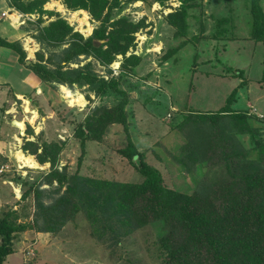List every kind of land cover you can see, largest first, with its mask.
<instances>
[{
	"label": "rangeland",
	"instance_id": "1",
	"mask_svg": "<svg viewBox=\"0 0 264 264\" xmlns=\"http://www.w3.org/2000/svg\"><path fill=\"white\" fill-rule=\"evenodd\" d=\"M6 1L12 8L9 12L11 25H21L26 31V38L20 43L30 61H36L37 52L43 51L47 57L51 51L36 37L41 26L61 18L89 37L100 25L85 10L92 30L90 34L86 33V26L81 21L84 14L68 8L64 0H47L44 9L52 15L23 14L11 6L10 0ZM53 2L61 8L49 7ZM182 2L146 0L129 3L121 0L120 7L112 11L113 20L127 18L133 23L145 22V26L135 33V47L129 52L141 56L142 62L135 75L124 74L120 81V88L129 96L127 130L119 124L111 125L103 141H87L85 151L82 150L76 135L78 125L96 108L112 107L119 99L116 95L96 97L86 86L45 84L41 81L40 92L44 97L40 100L33 96L19 100L6 98L7 101L2 103L5 113H0V135L4 140L0 144V217L8 211H15L19 222H31L35 213L33 194L26 199L22 196L39 184L45 190L43 200L46 204L59 196L53 191L58 187L57 183L49 186L44 182L50 164H39L34 155L23 150L26 141H37L39 136L48 143L56 142L62 146L59 169L66 166L70 174L138 183L142 181L141 175L121 154L129 137L145 155L146 162L161 172L167 187L187 194H193L201 180L208 178L216 184L215 181L222 180L224 175V165L217 159L206 166H197L194 172H188L176 161L175 157L182 158V148L187 144L185 136L194 139L196 129L205 130L203 122L198 120L194 124L190 116L222 110L232 92L246 86L247 90L245 87L239 90L235 100L238 101L231 109L247 111L252 118L251 124L261 128V139H264V115L252 106L249 110L243 109L249 90L253 97L255 92H260V85H264V45L249 37L252 30L250 0H187L190 6L188 33L177 38L167 16L180 10ZM261 6L264 11V0H261ZM15 15L17 20H14ZM39 18L43 22L39 23ZM221 18L229 21L219 24ZM27 48H31V56ZM80 60V65L92 60L96 72L105 79L118 78L122 74V56H118L108 68L92 58L86 60L83 56ZM108 69L112 70L111 74ZM238 72L243 73L234 75ZM63 87L75 98L82 96L84 102L71 103ZM26 108L31 111L26 113ZM187 116L189 120L185 121ZM17 121L25 124L24 130L20 129ZM30 128L33 135L29 133ZM236 139L240 142L239 147L251 150L255 145L248 134L238 135ZM18 151L32 156L38 166L29 167L17 161L15 154ZM253 155L256 157L255 150ZM164 235V224L155 222L122 237L117 245L108 235L102 239L95 237L85 214L79 213L57 234L36 230L17 234L15 253L5 263L165 264V251L160 242Z\"/></svg>",
	"mask_w": 264,
	"mask_h": 264
},
{
	"label": "trees",
	"instance_id": "2",
	"mask_svg": "<svg viewBox=\"0 0 264 264\" xmlns=\"http://www.w3.org/2000/svg\"><path fill=\"white\" fill-rule=\"evenodd\" d=\"M137 1L146 0H126ZM46 2L10 0L11 6L23 14L52 15L44 9ZM64 3L70 9L88 11L100 22L91 36L85 37L66 20L58 18L41 26L36 36L43 46L51 48L47 57L40 51L36 61H30L20 42H8L1 36L0 46L14 50L19 61L45 84L86 86L96 97H119L114 106L96 108L78 125L76 135L85 151L87 141H103L111 125L119 124L128 129L129 96L120 88V81L124 74L135 75L142 62L141 56L129 52L135 47V33L145 22L133 23L127 18L113 20L112 11L120 7L121 0H64ZM189 8L187 0H183L182 8L167 16L177 38L188 33ZM250 13L249 37L264 43L261 0H250ZM42 20L39 18V23ZM228 21L221 18L218 22ZM58 48L62 50L55 51ZM83 56L105 68L122 56V74L105 79L96 72L92 60L79 64ZM74 64L79 65L73 67ZM108 73L112 70L108 69ZM240 73L243 72L234 75ZM237 94L235 89L226 106L218 112L190 116L194 124L198 120L203 122L205 130L196 129L194 139L185 136L187 144L182 148V158L175 157L176 161L188 172L214 159L224 165L222 180L214 184L208 178L203 179L193 194L167 187L161 172L146 162L145 155L129 137L121 154L141 175L142 181L138 183L70 174L66 166L59 169L61 145L48 143L41 136L37 141H26L24 151L34 155L39 164H50L44 182L49 186L57 183L53 191L59 196L46 204L45 190L39 184L22 196L26 199L33 194L35 213L31 222H19L15 211L0 217V264H5L8 256L15 253L17 234L28 230L57 234L79 213L85 214L95 237L102 239L108 235L117 245L134 230L162 222L165 235L160 242L165 251V264H264V139H261V128L251 124L247 111L231 109ZM188 120L189 116L185 117V121ZM29 133L33 135L31 128ZM245 134L250 135L255 144L252 149L256 157L252 149L239 147L236 136Z\"/></svg>",
	"mask_w": 264,
	"mask_h": 264
},
{
	"label": "crops",
	"instance_id": "3",
	"mask_svg": "<svg viewBox=\"0 0 264 264\" xmlns=\"http://www.w3.org/2000/svg\"><path fill=\"white\" fill-rule=\"evenodd\" d=\"M11 11L12 8L8 5L7 1L0 0V35H2V37L6 39V41L8 42H17V41L20 42V40L22 41L23 38L24 39L26 38L25 35L26 31L25 29L21 28V25L20 26L16 24L11 25L10 23L11 16L9 13ZM3 13L6 14L3 15ZM1 19L4 20V22H1ZM258 43L264 45L263 42H258ZM27 50L29 51L31 56L32 55L31 48H27ZM223 78L227 79L224 76ZM41 83H42L41 80L32 72V70L27 68L26 65L22 64L19 61V55L14 50L0 46V113L2 115H4L5 113L3 110L4 107L2 103L4 101H7L6 98L11 97L14 100L22 99L24 96L25 97L33 96L35 99H39V100L43 98L44 93L42 92L41 94L40 92L41 91L40 89L42 88ZM262 85H260L261 86L260 92H255V94H253V97L250 94L251 89L249 90L248 100L246 102V106L243 105V109L249 110V108H251L252 106L255 109H257L258 112L262 113V115H264V85L263 86ZM243 87H245V89L247 90L246 86ZM243 87H239L238 93L239 90H241ZM252 99H254L255 101H253ZM23 100L24 102L27 101L26 99ZM237 101H235L234 104L237 103ZM28 111L30 112L31 110L29 108H26L25 112L28 113ZM1 114H0V119H1ZM34 114L36 113L34 112ZM17 122H21V121H17ZM1 138L2 136L0 135V144L4 143V140Z\"/></svg>",
	"mask_w": 264,
	"mask_h": 264
},
{
	"label": "bare ground",
	"instance_id": "4",
	"mask_svg": "<svg viewBox=\"0 0 264 264\" xmlns=\"http://www.w3.org/2000/svg\"><path fill=\"white\" fill-rule=\"evenodd\" d=\"M53 6H58V7L61 8V5H59L57 2H53V3H50V4H49V7H53ZM79 12H81V13L84 14V16H85L84 19H81V21H82V23H83V26H86V27H84V28H86L84 31H85L86 33L90 34V33L92 32V30H91V25L89 24V22H88V20H87V18H88V16H87V12L84 11V10H80ZM12 17H13V16H12ZM17 18H18V17L15 15L14 20H17ZM63 90L65 91V94H66L67 98L70 99V102H71V103H75L76 101H78L79 103H83V102H84L82 96H79V98H75L74 95L71 93V91H69L66 87H63ZM26 102H27V101H26ZM17 124H18L22 129H25V126H24V124H23L22 122H18ZM15 157H16V159H17L20 163L24 164L25 166H29V167H36V166H38V163L35 162V160L33 159L32 156L25 155V154H23V152H21V151L16 152Z\"/></svg>",
	"mask_w": 264,
	"mask_h": 264
},
{
	"label": "built area",
	"instance_id": "5",
	"mask_svg": "<svg viewBox=\"0 0 264 264\" xmlns=\"http://www.w3.org/2000/svg\"><path fill=\"white\" fill-rule=\"evenodd\" d=\"M6 13H3V15H5ZM21 17V16H20ZM20 17H19V19H20Z\"/></svg>",
	"mask_w": 264,
	"mask_h": 264
}]
</instances>
